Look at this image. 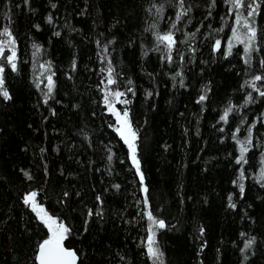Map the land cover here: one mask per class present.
<instances>
[{
    "label": "snow or ice",
    "instance_id": "snow-or-ice-1",
    "mask_svg": "<svg viewBox=\"0 0 264 264\" xmlns=\"http://www.w3.org/2000/svg\"><path fill=\"white\" fill-rule=\"evenodd\" d=\"M34 5L35 0H21L15 4V8L25 12L30 19L39 17L33 19L27 35L31 42V60L21 61L12 0L4 2V22L0 23V103L7 105L15 102L7 83L8 76H20L21 64L30 63L32 78L29 83L38 94L34 108L40 112L41 124L44 125L50 118L59 117L60 112L55 105L69 108L79 115L82 104L73 103L71 99L65 104L59 98L57 66L52 58H48V49L39 41L37 34H42L47 29L50 33L47 45H52L55 39L63 41L70 50V67L63 73L68 81L74 79L73 74L78 70V54L76 45L72 43L75 39L72 33L83 34L81 29L72 24V13H68L66 9L65 14L60 15V0H41V6ZM221 6L222 13L218 11ZM139 7L143 13L142 26L126 37L125 48L133 52L139 49L138 63L143 76L150 82L143 89V99L151 111H156L154 101L160 96V82L163 77H167L165 84L171 82L173 90L188 91L192 86L188 74L194 67H200L198 76L203 78L206 71H211L212 64L225 61L229 64L226 71L236 70L235 75L241 78L242 82L235 91L242 94V102H234L233 97L228 96L219 107L211 108L216 113L211 128L218 134L220 145L231 141V151L226 156L232 172L231 190L223 198L224 211L236 214L241 222L247 221L249 225L248 230L239 231L238 240L231 242L232 248L238 253L237 264H255L258 252L262 256L264 252L260 251V236L253 234L251 230V226L260 221L249 211L258 205L255 201L248 202V193L254 187L264 190V131H261L264 128V0H144ZM90 8V0H84L83 7L74 14L77 17L88 16ZM98 19L100 17L93 18L92 31L95 35L83 37L85 42L95 45V56L99 65L98 69H89L100 77L95 86L99 99H91V119L97 117L96 109L99 108L107 129L114 133L116 143L96 135L95 130L89 128V118L85 117L83 124L76 127L69 138L61 140L60 144L51 148L55 157L50 156L46 144L47 131L44 132L45 140L39 145L29 141H23V147L17 145L20 153L31 154L32 163L27 166H13L20 187L16 190L15 199L0 207V247L11 257L14 264H85L89 253L66 242L77 239L83 243L85 234H90L95 225L103 228L110 213L116 215L124 224L133 227L143 225L146 235L135 242L141 264H168L160 237L169 231H179V227L178 223H170L157 215L163 209L154 210L152 206L151 189L146 182L142 158L144 137L133 114L137 85L124 68L115 62L113 55L120 44L117 31L123 27L124 21L121 17L113 18L107 27L108 35L95 26ZM203 48L208 49V58H202ZM150 54L155 55L158 64V68L153 71H148L144 66L151 59ZM238 65L242 67L238 68ZM213 92L212 79L201 83L197 89L194 104L199 106V112L193 113L196 137L201 136L199 126L204 113L209 111ZM254 106L257 111L250 117L249 112ZM41 108L47 115H44ZM179 115L184 117L185 114L180 112ZM147 123L145 119L144 124ZM27 127L34 133L40 131L31 123ZM53 131L56 135H65L58 129L54 128ZM6 134V128L0 127V137ZM182 135L187 147V138L190 135L187 126L183 127ZM207 143L205 142V148ZM117 147L122 153L119 165L132 176L131 180L125 176V180L133 185L129 195L136 212L131 219L124 217L127 207L115 213L108 207L107 198L121 194L123 189L122 183L115 180L120 175L114 167ZM161 147L164 152H168L172 146L165 142ZM203 150L202 148L201 151ZM65 151L67 162L59 164L55 176L57 179L62 178L66 186L60 187L59 193L55 189L50 192L54 175L52 161L56 158L62 159L61 153ZM71 165H76V168H70ZM96 176L100 177L99 183L103 186L100 189L95 184ZM89 177L93 183L87 182ZM248 181L251 183H247ZM11 183L7 176L0 175V187ZM86 193L91 195L90 204L85 199ZM53 196L56 197L54 201ZM202 199L204 205L209 204L207 196ZM256 200L264 205V195H257ZM74 202L79 205L78 216L82 218V229H77L68 222L70 215L77 213ZM180 203H184L183 195H180ZM261 212L264 213V208H261ZM13 223L17 225L19 238L13 231ZM206 235L207 228L201 224L196 236L200 241L196 252L198 257L208 247ZM33 237H37L35 242ZM220 243L225 242L222 240ZM111 248L109 244L101 252L103 264H129L127 253H112ZM105 251L109 253L108 256L104 255ZM215 251L218 254L216 264H222V249L217 247Z\"/></svg>",
    "mask_w": 264,
    "mask_h": 264
},
{
    "label": "trees",
    "instance_id": "trees-1",
    "mask_svg": "<svg viewBox=\"0 0 264 264\" xmlns=\"http://www.w3.org/2000/svg\"><path fill=\"white\" fill-rule=\"evenodd\" d=\"M5 0H0V23H3ZM21 0H12L13 15L17 20L15 25L19 36V56L21 61L31 60L30 41L27 39L29 28L33 19H30L25 12H21L15 8V4ZM84 0H60V15L72 13V24L81 29L83 35L72 33L75 39L72 41L76 45L78 54V70L73 74L72 81L66 80L63 75L68 71L70 50L63 41L54 39L52 45H47V37L50 33L45 29L42 34H37L41 43H44L48 49V58H52L58 69V77L60 84L59 98L67 104L71 99L73 103H81L82 108L80 114L76 115L69 108L55 105L60 112L58 118H50L47 124H41V114L37 112L34 105L37 102L35 89L29 81L32 78L31 64H21L22 72L20 76L9 75L7 83L15 97L14 103L7 105L0 103V127H5L7 134L0 137V175L7 176L12 183L4 187H0V207L3 203H11L16 196V190L20 187L19 180L16 179L13 166H27L32 163L31 154L24 155L18 151L17 145L23 147V141H29L34 145L41 144L44 138V132H48V140L46 142L49 148L50 156L55 157V153H51V148L61 143V140L71 136V132L76 127L81 126L84 122L83 118H89V128L94 129L96 135L101 136L104 140L114 139V133L107 129L104 123V117L100 115V109L97 108V117L91 119V111L93 105L91 99H99V93L95 91V86L99 82L100 77L94 71L89 69H98L99 65L96 61V48L92 43H87L83 39L84 36H94L92 31L94 24L93 18L100 17L96 21L98 30L107 33V27L112 22L113 18L121 17L124 21L123 27L117 31V39L120 44L117 46V51L113 54L115 62L121 65L126 74L130 75L137 85V96L133 103L134 120L141 127V135L144 137L142 146V158L144 161V171L147 178V183L151 189V202L155 209H163L158 211L157 215L162 216L170 223H178L179 231H169L160 237L161 244L166 251L168 264H216V248L220 247L224 253L221 257L222 264H237L238 253L232 248L231 242L238 240V233L241 230H248V222H241L236 214H229L224 211V197L231 190L230 177L232 176L231 169L228 167L226 160L227 152L231 151V141L228 140L224 145H220L217 140L211 124L215 122L216 113L211 111V108L219 107L224 99L232 96L234 102H242V94L235 90L241 83V78L235 75V71H226L229 64L225 61H220L217 64L211 65V71H206L203 78L198 76L200 67H194L190 72L189 82L192 85L188 91H175L171 87L169 81L165 84L167 77L161 78L160 96L154 103L156 111H151L149 106L145 104L143 99V89L149 86V80L143 76L139 61V49L135 52L131 49H126V37L130 33L137 32L142 26L143 13L139 7L144 0H90V14L84 17L75 16V11L83 7ZM34 6H41V0H35ZM43 12V7H41ZM223 12V6L218 10ZM217 21L219 17L217 16ZM215 23V22H214ZM218 26V24H217ZM115 31V30H114ZM110 35V34H108ZM202 58H208L209 51L207 48L202 49ZM151 59L144 65L148 71H153L158 68L155 55L150 54ZM236 63V60H233ZM242 65H238V68ZM212 79L214 81V92L212 102L209 106V111L204 113V118L201 119L200 132L201 136L196 137L194 112H199V106L194 104L197 89L200 84ZM171 101V103H169ZM152 103V102H149ZM44 115L47 112L41 108ZM257 111L254 106L249 112L251 117ZM180 112L185 115L181 117ZM147 119V125L144 124ZM31 123L34 128H39V132H33L27 127ZM187 126L190 129V135L187 138L189 144L185 147V138L182 135L183 127ZM235 127V125H232ZM58 129L65 135H56L53 129ZM264 131V128H261ZM78 139V138H73ZM165 142L172 147L168 152H164L161 145ZM205 142L207 147L205 148ZM204 149L201 151V149ZM117 159L114 161V167L120 173L115 178L116 182L123 185L122 193L113 197L107 198L108 207L112 213L123 210L125 219H131L136 212V208L131 205V196L129 193L133 189V185L125 180L132 179L131 174L122 170L123 166L119 165V159L122 153L119 147L116 149ZM61 158H56L52 161L54 175L49 191L53 189L59 193L60 187L66 186L62 178L57 179L55 170L58 169L60 163L67 162V153L62 152ZM215 157L216 159H213ZM210 161V163H206ZM186 165V167H185ZM70 168H76V165H71ZM209 169L204 171V169ZM107 180V177H105ZM100 177L96 176L95 184L98 189L103 187L99 183ZM37 182H40L38 176ZM83 182V181H81ZM88 183H93L89 177ZM247 183H251L248 181ZM106 186V185H104ZM184 197V203H180V195ZM137 195L139 192L137 190ZM257 195H264V190L253 188L248 193V202L255 201L258 207H254L249 211L254 218L260 222L251 226L253 234H257L261 238V252H264V213L260 205V201L256 200ZM207 196L208 205H204L202 197ZM191 197V199H189ZM53 201L56 199L52 197ZM85 199L91 203V195L86 193ZM74 207H77V213L71 214L69 223L73 224L77 229H82L81 219L78 216L79 205L74 202ZM19 211V210H18ZM72 216L77 218L73 219ZM203 224L207 228L205 239L208 241V247L198 257L196 252L199 248L200 241L196 239L198 227ZM13 231H17V225L13 223ZM146 233L143 231V225L135 227L124 224L114 214H109L107 222L101 228L95 225L90 234H85L83 243L77 239H72L66 243L75 248L83 249L89 253V258L85 260V264H103L101 252L107 249L111 244V252L120 251L127 253L129 264H141L138 256V250L135 247V242ZM37 237H33V242ZM224 244H221V241ZM108 256L107 251L104 252ZM0 264H14L11 257L6 254L4 249L0 247ZM115 264V262H114ZM255 264H264V256L258 252L255 258Z\"/></svg>",
    "mask_w": 264,
    "mask_h": 264
}]
</instances>
